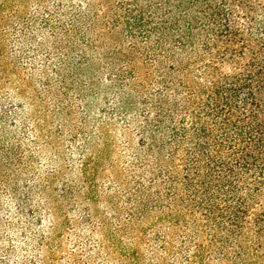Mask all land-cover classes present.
I'll return each mask as SVG.
<instances>
[{
    "label": "trees",
    "instance_id": "16d2710c",
    "mask_svg": "<svg viewBox=\"0 0 264 264\" xmlns=\"http://www.w3.org/2000/svg\"><path fill=\"white\" fill-rule=\"evenodd\" d=\"M2 10L0 264H264V0Z\"/></svg>",
    "mask_w": 264,
    "mask_h": 264
},
{
    "label": "rangeland",
    "instance_id": "374dc122",
    "mask_svg": "<svg viewBox=\"0 0 264 264\" xmlns=\"http://www.w3.org/2000/svg\"><path fill=\"white\" fill-rule=\"evenodd\" d=\"M4 0H0V4L3 2ZM3 16H5V18H6V16H7V11L5 10V11H0V17H3ZM3 29L2 30H4V29H6V26L4 27V26H1ZM78 119V118H77ZM48 122H50V117H46L45 119H44V123H46V124H48ZM59 121H58V119H56L55 121H54V123H55V125H60V122L58 123ZM63 122V121H62ZM78 124V123H77ZM88 125H90V124H88ZM88 129H90V126H88ZM110 134H111V137L113 138V140L114 141H119V139H120V137L118 136V133H116L115 131H111L110 130ZM133 141H135L136 142V137L134 138V140ZM67 142V141H66ZM59 232H63V230L62 229H59ZM58 232V233H59ZM60 239V238H59Z\"/></svg>",
    "mask_w": 264,
    "mask_h": 264
}]
</instances>
